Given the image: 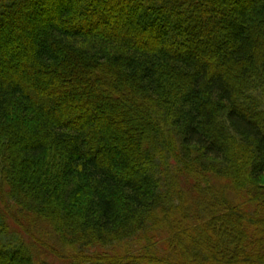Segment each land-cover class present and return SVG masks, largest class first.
<instances>
[{
  "label": "trees",
  "instance_id": "16d2710c",
  "mask_svg": "<svg viewBox=\"0 0 264 264\" xmlns=\"http://www.w3.org/2000/svg\"><path fill=\"white\" fill-rule=\"evenodd\" d=\"M0 264H264V0H0Z\"/></svg>",
  "mask_w": 264,
  "mask_h": 264
},
{
  "label": "rangeland",
  "instance_id": "374dc122",
  "mask_svg": "<svg viewBox=\"0 0 264 264\" xmlns=\"http://www.w3.org/2000/svg\"><path fill=\"white\" fill-rule=\"evenodd\" d=\"M5 50H3V52H4ZM3 52H2V54H3Z\"/></svg>",
  "mask_w": 264,
  "mask_h": 264
}]
</instances>
